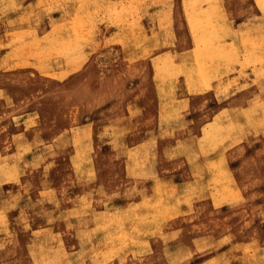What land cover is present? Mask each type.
<instances>
[{"label": "rangeland", "instance_id": "rangeland-1", "mask_svg": "<svg viewBox=\"0 0 264 264\" xmlns=\"http://www.w3.org/2000/svg\"><path fill=\"white\" fill-rule=\"evenodd\" d=\"M212 1L187 4L188 10L193 6L191 54L155 56L162 44L172 42L165 10H141L134 0H0V264H198L221 249H226L222 260L209 264H264V135L255 133L264 130V37L252 42L255 53L239 50L226 39L230 23L219 21L218 5ZM259 3L264 9V0ZM149 17L165 38L138 37ZM176 20L184 30L179 4ZM257 31L263 32L264 25L258 24ZM186 44L188 38L182 37L178 47ZM212 45L229 53H205ZM150 64L156 66L158 81L185 80L189 89V78L201 80L205 66H212L215 77L254 67L262 98L238 121L240 134L234 135L232 120L222 119L198 139L207 113L189 129H177L181 134L174 133L178 119H166L171 133L162 135L157 148L163 165L177 168L183 178L200 152L223 148L231 168L237 162L241 175L238 189L221 168V159H209L214 176L209 186L216 191L217 206L226 205L214 207L210 199H196L193 211L164 212L165 205L178 206L181 193L195 189L186 185L160 186L153 204H126L120 197L130 181L124 170L127 160L136 165L148 157L135 146L141 136L137 127L156 122L137 117L135 108L129 118L127 109ZM123 126L132 133L125 134ZM250 129L255 132L248 134ZM91 159L104 189L90 190L88 171L79 168L82 160ZM119 204L151 211H115ZM102 207L112 213H99ZM157 221L159 227L150 230V223ZM201 234L205 239L193 245L204 253L191 256L180 248L181 254L174 255L171 244H192ZM149 238L151 247L143 243ZM243 241L251 245L232 246Z\"/></svg>", "mask_w": 264, "mask_h": 264}, {"label": "crops", "instance_id": "crops-1", "mask_svg": "<svg viewBox=\"0 0 264 264\" xmlns=\"http://www.w3.org/2000/svg\"><path fill=\"white\" fill-rule=\"evenodd\" d=\"M105 1L106 3H112L118 2L120 0ZM134 3H136L137 7H140L141 10H145V8H155L156 11L159 9L165 10L168 13V20H166L168 26L167 32L169 34V38L172 39V42L168 43V45L162 44V47L159 50L154 51L155 56L161 54H172L179 56L183 54L189 55L192 53L195 48V44L192 28L190 26L191 23L189 15L190 10L193 9V6L191 9L189 6L188 10V0H134ZM190 3L191 2H189V5ZM216 3L218 5V10H216V12L219 21L223 22L224 24L229 22L232 27L234 26L232 32L229 31L230 34H228L229 36L226 38L228 39V42H233L239 48V50L241 49V51H246L249 54L255 53L256 48L253 47L254 43L252 42H254L258 37H264V31L259 33L257 31L258 24L264 25V9L261 7L259 0H216ZM178 4L182 7L184 13V30L178 27L176 20V8L178 7ZM156 22L157 21L154 20L153 17H149L146 19V21L144 20L143 23L146 25L144 28L140 29V35H138V37L143 38L146 34V36L152 41L155 39L165 38L164 35H160L162 29L158 30L155 27ZM183 33L184 36L182 35ZM182 37L188 38L189 45L186 44L185 47H178L179 40ZM242 39L246 40L245 44H247L248 41L249 45H243L241 41ZM156 47L157 46L154 45L152 49H156ZM175 64L178 65L180 63L176 61ZM237 68H239V66ZM147 71L148 75H146V78L140 79L138 81V87L136 90L138 94L136 99H131L129 101L130 103L127 105V109L130 111L129 118H132L135 108L137 117L142 118V120L153 118L156 120V122L153 121L151 126L148 124H143L142 126L137 127L136 133L141 136L138 137V141L135 146H137V148L140 150L142 149L143 154L148 157H145L142 160V164L136 165L131 164L130 159L127 160V164L124 165V170L126 172V177H128L130 181L126 189H123V187L121 188V190L125 191L120 193V197L128 201L126 204H153L156 198H158L157 190L160 186L163 188H169L170 185L176 187H179L180 185H186L188 188L194 187L195 189L181 193L179 195L180 203L178 206L175 205L177 202H173L174 204L171 203L172 198L170 197L168 202L172 205L165 206L167 211L164 210V212L188 213L190 210L193 211L196 207V199H210V202L214 207L226 205V203L223 202L220 206H217L215 199L216 191L211 189L209 186V184L213 182L214 176L212 175L213 171L209 168V163L211 161L209 159L213 157L208 156L215 153L216 156H219L218 158L215 157V163L221 159V168L226 171L227 176L231 180L233 186H237L238 189L240 188L239 183H241V175L238 170L239 166L237 165V162L235 163L233 161L232 167L236 172L235 175L227 158L228 156L224 152L225 150L223 148L220 147L217 150H214L212 153H208L207 155L200 152L199 156H196L193 160H190L193 169L192 172L190 169V175L187 178H183V173L177 168L171 169L169 167H165L161 161L160 152L157 151V148L161 149V144L164 140L162 135H165L167 132L171 133V124L165 127V124H167L165 123L166 119H169L167 122L171 123L170 119L177 118L178 125L177 128L174 129V133L177 131V134H181L180 130L177 129L182 127L189 129V127L193 126L196 124V121H198L196 118H200L201 115L207 116L205 115L206 113L209 114L207 118L200 123V127H198V133H196L197 138L202 139L204 137L205 130L211 127V124L231 117L230 120L236 124V130L233 131L234 135L240 134L241 131L238 121L242 118H245V115L243 114L251 112L257 100L262 98L260 97L262 95H258L257 93V87L261 86V83L254 81V67H248L245 69L244 73L236 72L235 75H225L221 79L222 83L217 84L219 85L217 89L221 87L220 91L212 88L203 92L191 91L185 80L180 82V80L177 78L171 79L168 82H163L160 80L158 81L156 78V66L154 64H150V68ZM232 78H234L235 81ZM225 86L227 89H225ZM126 128V126L121 128L124 129L123 131H126L124 132L125 134L129 135V133H132L130 132L132 129ZM254 132V129H250L248 134H252ZM255 133L264 135V130H260L259 132L256 131ZM149 135H153V139H150V137H145ZM171 137L172 136L168 134V138ZM185 140L186 139H182V141ZM132 146L133 145H130L129 148ZM150 147H152V152L150 151ZM199 147L201 148V145ZM191 155L194 154L191 153ZM84 161L85 160H82L81 164H79V168L86 167V170L89 174L86 179H89L87 182L89 183L90 190L104 189L101 183H97L98 178L94 160H86V163H84ZM166 161L168 164H171L172 162L171 159L168 158ZM174 198H176V196L173 197V199ZM184 206H186L187 209H184ZM143 207L145 208L144 210L148 209L151 211L150 207ZM133 208L137 210L138 214L144 213L143 208H140V206L128 207L127 205L119 204L114 209L115 211L121 209L132 211ZM98 212L112 213L107 210L106 207H102ZM149 226L150 230L154 226L158 228L159 222L157 221L154 224L150 223ZM205 236L206 235L202 234L195 236L192 239V244L182 243L180 240H178V242L175 241L173 244H171L170 247L175 248L173 251L175 256H178L183 251L180 248H184V253L188 254V252H190L192 256L194 253H198V251H200L198 250L199 247L197 248L193 244L199 243V241L205 239ZM222 238L223 237L218 238L217 241H220ZM143 241L146 246H152L151 238L143 239ZM223 244H225V242ZM247 244L251 245V241L236 242L233 243L232 246L241 248ZM200 253L204 252L200 251ZM225 253L226 249H221L220 251L209 255L208 257L200 259L198 264H209L214 260L220 261L222 260V257H224ZM234 256H237L236 253L233 255V257Z\"/></svg>", "mask_w": 264, "mask_h": 264}, {"label": "bare ground", "instance_id": "bare-ground-1", "mask_svg": "<svg viewBox=\"0 0 264 264\" xmlns=\"http://www.w3.org/2000/svg\"><path fill=\"white\" fill-rule=\"evenodd\" d=\"M208 1H211L210 3H212L213 1L212 0H197V1H195V0H188V3L187 4H189V2H191L192 4L193 3H195V4H201V5H203V6H205V3L206 2H208ZM129 3H131L132 4V2H128V4L127 5H129ZM133 4H134V2H133ZM208 4V3H207ZM84 7V6H83ZM83 9V8H82ZM84 9H85V7H84ZM83 9V10H84ZM78 11H79V9H77ZM81 12H82V10H81ZM84 12V11H83ZM67 13V12H66ZM76 13H78L77 11H76ZM123 15V14H122ZM125 15V14H124ZM198 15V14H197ZM75 16V15H74ZM208 17H211V13H208ZM127 20V19H126ZM128 21V20H127ZM61 22V21H60ZM56 23V22H55ZM234 27V26H233ZM233 27H232V25L230 24V25H228L226 28H227V30H229L230 32H232V30H233ZM117 33V32H116ZM69 35V34H68ZM61 40V39H60ZM64 40H66V39H64ZM67 42V41H66ZM61 43H63V42H61ZM60 43V44H61ZM233 43V42H232ZM64 45H66V44H64ZM64 45H63V47H64ZM214 48H216L215 50H214ZM209 49H211V50H209ZM209 52V53H208ZM205 53H207V54H212V55H215V57H217L216 56V54H228L229 52L228 51H226L222 46H211V47H209L208 49H206L205 50ZM219 57V56H218ZM220 58H223V57H220ZM214 59V58H213ZM211 62H213V60L211 61ZM155 63V62H154ZM157 63V64H156ZM155 63V65L156 66H158V62H156ZM208 63V62H207ZM205 65H206V63H205ZM211 65V64H210ZM160 66L161 65H159V68H160ZM188 66V65H187ZM198 66V65H197ZM196 66V67H197ZM219 66V65H218ZM212 66H205L204 68H201V69H203V70H201V72H199L200 74H199V76H201L202 77V79L200 80L198 77V79L197 78H193V77H195V76H191L190 78H189V84L191 85L190 87V90L191 91H193V92H203V91H205V90H210V89H212V88H215L216 90H221V87H219V89H217V87L219 86V85H217L218 83H222V81H221V79L223 78V77H215V76H217V74H214V72H212V68H211ZM214 68H216L215 66H214ZM198 69V68H197ZM169 70H171V69H169ZM219 72V71H218ZM217 72V73H218ZM198 73V72H197ZM215 75V76H214ZM232 79H234V78H232ZM234 81H235V79H234ZM187 82V81H186ZM225 85V84H224ZM230 85V84H229ZM249 85V84H248ZM222 89L224 90V88L222 87ZM225 89H227L226 88V86H225ZM222 90V91H223ZM182 99V98H181ZM181 102V101H180ZM219 113V112H218ZM224 113V112H223ZM179 115V114H178ZM244 115V114H243ZM215 117V116H214ZM228 117H230V116H228ZM216 118V117H215ZM229 119V121H231L230 119H231V117L230 118H227V120ZM249 119V118H248ZM216 120H218V119H216ZM233 122V121H232ZM233 124H235V122H233ZM241 124V123H240ZM239 124V125H240ZM239 127V126H238ZM242 127H243V125H242ZM241 127V128H242ZM141 156V155H140ZM139 158V157H138ZM137 158V159H138ZM214 158L215 157H213V158H211L212 160H214ZM134 161V160H133ZM138 161V160H137ZM148 162V161H147ZM146 162V163H147ZM145 163V164H146ZM157 173V172H156ZM147 175V174H146ZM172 187V186H171ZM166 189V188H165ZM180 189V188H179ZM167 191V190H166ZM170 191V190H169ZM173 190H171V194L172 193H174V192H172ZM163 192H164V190H163ZM179 192V191H178ZM167 193H169V192H167ZM169 193V194H170ZM168 194V195H169ZM174 195V194H173ZM173 195H172V197H173ZM141 201V200H140ZM144 201V200H143ZM190 202H191V200H190ZM166 206V205H165ZM168 206V205H167ZM170 207V206H169ZM193 210V209H192ZM129 214V213H128ZM127 214V215H128ZM129 216V215H128ZM138 216V215H137ZM128 218V217H127ZM132 218V217H131ZM124 236V235H123ZM118 237H119V235H118ZM121 240V239H120Z\"/></svg>", "mask_w": 264, "mask_h": 264}]
</instances>
